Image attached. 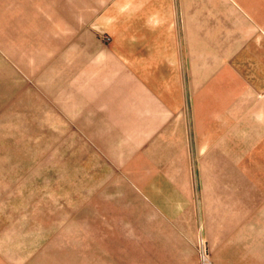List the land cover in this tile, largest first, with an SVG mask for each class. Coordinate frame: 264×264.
Segmentation results:
<instances>
[{
  "label": "rangeland",
  "instance_id": "rangeland-1",
  "mask_svg": "<svg viewBox=\"0 0 264 264\" xmlns=\"http://www.w3.org/2000/svg\"><path fill=\"white\" fill-rule=\"evenodd\" d=\"M119 4L0 0V214L14 235L9 257L264 264L258 231L253 242L219 241L198 214L157 212L142 187L152 151L139 148L134 118L113 116L109 106L118 93ZM248 4L264 21V0ZM230 249L229 260L216 262V250L225 258Z\"/></svg>",
  "mask_w": 264,
  "mask_h": 264
},
{
  "label": "crops",
  "instance_id": "crops-1",
  "mask_svg": "<svg viewBox=\"0 0 264 264\" xmlns=\"http://www.w3.org/2000/svg\"><path fill=\"white\" fill-rule=\"evenodd\" d=\"M119 5L109 106L152 151L142 187L157 212L198 214L219 241L264 237V21L248 0ZM8 229L0 214V264H14Z\"/></svg>",
  "mask_w": 264,
  "mask_h": 264
}]
</instances>
